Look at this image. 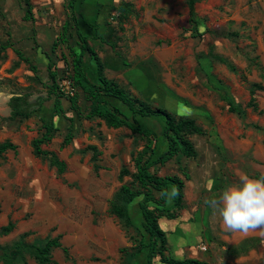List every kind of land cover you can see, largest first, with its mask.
Listing matches in <instances>:
<instances>
[{"label": "rangeland", "instance_id": "obj_1", "mask_svg": "<svg viewBox=\"0 0 264 264\" xmlns=\"http://www.w3.org/2000/svg\"><path fill=\"white\" fill-rule=\"evenodd\" d=\"M91 1L113 9L105 17L104 36L126 59L123 70L107 76L136 98L195 119L207 132L190 137L199 153L196 160L180 157L158 169L159 175H178L186 183L185 209L179 229L170 236V254L212 264H264V234L246 243L259 246L255 258H233V247L225 240L235 235L221 229L220 217L207 203L239 183L242 173L264 176V92L251 95L254 84L264 85V0ZM122 2L131 5V11L120 23L116 9ZM32 3L35 22H27L23 0H0V143L11 141L19 148L0 157V227L16 225L11 235L0 237V246H11L24 233L27 242L37 245L60 237L62 248L53 250V264H147L145 251L137 262L133 256L143 235L138 208L142 198L131 205L136 228L127 229L110 212L122 184H134L131 176L120 181V171L125 167L135 173L133 156L145 141L125 128L110 129L99 120L78 117L66 97V113L53 117L50 60L57 63L61 79L71 72L61 50L52 49L66 20L65 0ZM191 9L198 37H192ZM15 50H21L37 72L20 61ZM148 88L165 96L146 94ZM16 97L26 99L28 118L10 119ZM80 105L85 111L83 98ZM52 121L59 130L43 148L67 164L63 175L48 158L33 154L32 142ZM140 123L159 131L160 155L167 148L160 118H140ZM70 130L73 142L62 148ZM92 146L98 151L97 163ZM166 221L160 220L162 229ZM203 246L208 249L201 250ZM21 264L37 262L27 256ZM156 264H161L159 259Z\"/></svg>", "mask_w": 264, "mask_h": 264}, {"label": "trees", "instance_id": "obj_2", "mask_svg": "<svg viewBox=\"0 0 264 264\" xmlns=\"http://www.w3.org/2000/svg\"><path fill=\"white\" fill-rule=\"evenodd\" d=\"M86 0H65L66 20L61 31L53 43V51L61 50L62 59L68 61L71 68L70 78L74 82L77 93L74 97L68 98L71 104V111L78 117H83L87 121L99 120L110 129H127L133 135L139 136L145 141L142 150L135 153L133 163L135 173L129 169L122 168L119 174L120 181L125 177L131 176L134 184H122L118 192L110 203L111 214L120 219L127 229L135 227L134 218L131 213V205L136 199L142 198L138 202L139 215L142 219L143 235L136 246V257L143 251L147 254V264H156L159 259L161 264H211L199 259L179 260L170 254L167 233L161 228L160 220H176L180 217L181 211L185 209V180L178 175H159L158 169L165 167L169 162L185 157L188 160H196L199 153L191 141L194 135L205 136L207 132L197 124L195 119L179 116L173 112L154 106L143 98H136L130 95L116 80L106 76V67L93 45L94 40L100 39L98 34H87L81 25L82 15L78 13V8L84 6ZM25 7L24 20L35 22L34 6L32 0H23ZM121 16L119 22L129 18L131 5L121 3L116 9ZM193 9L190 11L189 23L194 31L192 37L200 36ZM106 26H108L106 22ZM90 27V26H89ZM95 27V26H94ZM98 29V28H96ZM101 43L109 45L117 56L122 57L115 44H110L105 38L101 37ZM20 61L29 64L34 72L37 67L32 64L30 59L21 51L15 50ZM96 63V74L93 78L88 67V60ZM125 65H127L125 63ZM49 79L52 86L49 94L53 99V117H61L66 113L63 104L65 96L60 92L58 85L59 70L57 63L50 60ZM95 79V80H94ZM264 92V85L254 84L251 95L256 92ZM80 98L84 99L86 109L83 111L80 105ZM251 104L257 108L255 100L252 98ZM28 103L25 98L16 97L11 101L10 119L28 118L30 113L26 111ZM234 111L233 107H231ZM140 118H160L162 123L161 137L166 142L167 148L157 156L158 142L160 139L159 131L151 126H143ZM70 121L73 123L72 119ZM45 130L42 137L32 142L34 156L48 158L51 165L56 167L60 175L67 170V164L60 160L56 153L45 151L43 146L49 145L54 140L58 127L52 121L43 125ZM74 139L72 131L64 138L62 148L69 146ZM94 152L92 160L98 162V151L96 147H89ZM18 146L11 141L0 143V157L13 151L17 152ZM95 170L100 167L95 165ZM184 178L190 179V175L182 168ZM175 190L173 203L169 205V197H162V190ZM136 228V227H135ZM16 229L13 222L0 227V237L11 235ZM27 233L22 234L11 246H0V261L2 264H21L26 257L33 258L37 264H53L52 253L54 249L62 248L60 237L49 239L42 245L27 242ZM65 253L68 250L63 248ZM125 264H132L127 260Z\"/></svg>", "mask_w": 264, "mask_h": 264}, {"label": "clouds", "instance_id": "obj_3", "mask_svg": "<svg viewBox=\"0 0 264 264\" xmlns=\"http://www.w3.org/2000/svg\"><path fill=\"white\" fill-rule=\"evenodd\" d=\"M175 190H162V197L173 195ZM214 214L221 219V229L226 233L247 236L259 232L264 234V176L239 175V183L223 190L219 197L209 202Z\"/></svg>", "mask_w": 264, "mask_h": 264}, {"label": "crops", "instance_id": "obj_4", "mask_svg": "<svg viewBox=\"0 0 264 264\" xmlns=\"http://www.w3.org/2000/svg\"><path fill=\"white\" fill-rule=\"evenodd\" d=\"M98 3H97V1L95 2V1L89 0L87 3L84 4V6L78 8V13L80 15H82V20L80 22V25L82 27L84 26L83 28L86 27V29H84V30L87 31V34H90V35L98 34V36L100 37V39L93 41V45L96 48V50H97V47L100 48L97 50V52L99 53V56L101 57L104 65L106 67V76H107V74L109 75V72H112L113 70L121 71L127 65H125L126 59L124 58V56H122V57L117 56L116 53L114 52V50L109 45L101 43V37L105 38L107 40V38L104 36L107 32V29H108L106 26V20L107 19L105 20V17L107 14H109V12H112L113 9L108 7V6L103 5L101 3H99V4ZM109 8L111 11H109ZM96 28H98V29H96ZM109 43L112 44L111 42H109ZM101 44L103 46H101ZM99 50H100V52H99ZM88 63H89L88 67H90V70H91L90 73H92L93 78H95L96 77L95 74L97 71L96 63L90 59L88 60ZM145 92H146V94H149L151 96H157V97L159 96L158 98H163V96H165L163 91L158 92L155 89L152 90L151 88L149 90H146ZM156 92H158V94ZM160 107H163V108L172 112L171 109H168L164 106H160ZM168 202H169V205H171L173 203V195H172V197H170ZM162 219H166V218H162ZM166 220H167L166 223H164L165 225L163 224L166 229L163 228V230L167 233L168 242L170 244L171 243L170 242V236L172 235L173 231L179 229V225L181 224V221H180V218H178L176 220H168V219H166ZM8 223L6 225H8ZM6 225H4V226H6ZM1 227H3V226H1ZM234 235L235 236L233 239L232 238L231 239L226 238V240H225L230 247H233V250H234L233 254L236 256V257L234 256L233 258L240 259V261L245 256H249V258H250L249 260H251V258H255L254 256L256 255L257 249H259L258 248L259 246L258 247L246 246V243L248 241H252V243H253V241L260 239L262 234L259 232H255V233H251L247 236H244L241 234H234ZM203 247H201V250ZM205 247H207V246H205ZM191 259H196V258H191ZM179 260H183V259H179ZM199 260H201V259H199ZM203 261H205V260H203ZM206 262H208V261H206ZM209 263H211V262H209Z\"/></svg>", "mask_w": 264, "mask_h": 264}, {"label": "built area", "instance_id": "obj_5", "mask_svg": "<svg viewBox=\"0 0 264 264\" xmlns=\"http://www.w3.org/2000/svg\"><path fill=\"white\" fill-rule=\"evenodd\" d=\"M69 76H70V72L68 73V75H66V77H64L63 79H60L58 82L60 92L66 98L74 97L77 93V89L74 86V82ZM202 250H207V247L204 246Z\"/></svg>", "mask_w": 264, "mask_h": 264}]
</instances>
